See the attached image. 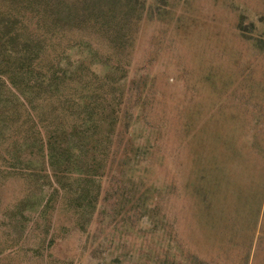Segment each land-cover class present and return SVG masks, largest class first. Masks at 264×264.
<instances>
[{
  "label": "rangeland",
  "instance_id": "374dc122",
  "mask_svg": "<svg viewBox=\"0 0 264 264\" xmlns=\"http://www.w3.org/2000/svg\"><path fill=\"white\" fill-rule=\"evenodd\" d=\"M31 3L64 31L52 89L0 80V264H264V0Z\"/></svg>",
  "mask_w": 264,
  "mask_h": 264
},
{
  "label": "trees",
  "instance_id": "16d2710c",
  "mask_svg": "<svg viewBox=\"0 0 264 264\" xmlns=\"http://www.w3.org/2000/svg\"><path fill=\"white\" fill-rule=\"evenodd\" d=\"M31 4V0H0V68H2V64L4 66L5 63H8L9 57L16 58L14 67L10 69V75L0 71V80L3 75H7L12 80L11 84L16 88L19 79L22 80L18 83L29 85L31 77L36 76L32 89L46 92L53 88L56 78L53 66H48L46 69L42 67L40 69L38 66V58L44 55L45 47L42 44L52 45V40L58 39L64 30L54 29V24L48 22L50 18L41 16V22L44 23L42 25L40 23L34 31H31L27 19L29 7L25 8ZM39 5H41L40 2ZM37 13L39 14V12ZM46 28L53 29L50 37L45 33ZM32 64H35L36 67ZM24 67H28V70L25 71ZM17 68L20 71L23 69L22 73L17 71ZM47 81L49 87H47ZM10 104L12 103L10 102ZM15 105L6 106L0 110V121L13 125L20 121V111Z\"/></svg>",
  "mask_w": 264,
  "mask_h": 264
}]
</instances>
